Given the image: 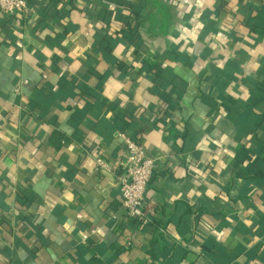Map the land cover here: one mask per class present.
<instances>
[{"label":"crops","instance_id":"obj_1","mask_svg":"<svg viewBox=\"0 0 264 264\" xmlns=\"http://www.w3.org/2000/svg\"><path fill=\"white\" fill-rule=\"evenodd\" d=\"M27 1L0 13V264H264V0ZM118 131L158 158L143 225Z\"/></svg>","mask_w":264,"mask_h":264},{"label":"built area","instance_id":"obj_2","mask_svg":"<svg viewBox=\"0 0 264 264\" xmlns=\"http://www.w3.org/2000/svg\"><path fill=\"white\" fill-rule=\"evenodd\" d=\"M16 11L24 15L30 12L27 0H0V13L4 15L12 14ZM118 135L123 139L124 154L122 165L117 173V188L121 199V207L125 215L142 225L148 221V208L146 207V186L154 177L158 158L150 155L141 142L132 138L124 131H118ZM97 169H108L109 164L100 156L95 158ZM0 208V220L2 219ZM89 232H94V228ZM84 233L82 238H87Z\"/></svg>","mask_w":264,"mask_h":264}]
</instances>
